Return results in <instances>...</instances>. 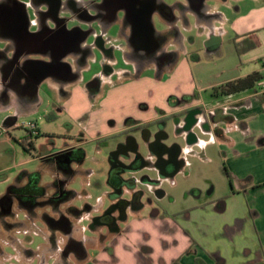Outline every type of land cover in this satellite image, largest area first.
Returning a JSON list of instances; mask_svg holds the SVG:
<instances>
[{"label": "crops", "instance_id": "crops-1", "mask_svg": "<svg viewBox=\"0 0 264 264\" xmlns=\"http://www.w3.org/2000/svg\"><path fill=\"white\" fill-rule=\"evenodd\" d=\"M215 2L211 5L206 0H175L170 5L160 0L162 7L169 8L171 16L167 17L160 10L154 11L160 12L166 24L164 30L168 36L164 42L168 39L181 42L184 40L183 28L194 27L208 36L205 41L206 49L164 51L157 45L154 50L156 55L163 53L165 57L151 60L156 67L154 72L142 71L136 76L127 75L125 79L110 83L104 92L99 88L91 90L89 83L78 81L75 75L68 80H60L56 76L45 74L35 82L33 92L29 93L8 86L7 76H2L0 70L1 87H5L0 90V105L5 108L16 107L15 115L0 116V120L3 119L0 125L2 178L11 167L9 163L12 156H15L13 154L17 153V144L25 149L33 147V140L28 134L30 138L25 141L23 137L26 136L17 137L12 133L15 128H20L17 126L18 108L28 109L33 100L38 101V84L47 77L54 78L56 88L64 99L58 106L59 111L71 107L73 118L83 120L85 133L93 138L115 135L111 146L110 139L107 142L108 148L112 149L108 157L109 170L112 166L110 154L120 145H126L129 138L135 144L131 153L137 152L145 159H157L150 143L157 139L155 134L158 137L160 130L166 135L159 138V141L179 146L177 159L180 164L175 174L186 168L188 159L184 160L182 152L190 151L192 145L202 147L207 142L208 139L201 137L200 132L207 133L209 139L217 142L220 148L222 169L228 172V176L226 172L225 174L229 192L224 199L217 194L203 197L202 187L194 182H191L190 191L184 193L183 189L176 193L162 189L160 180H171L175 174L171 177L161 175L155 166L149 168L157 172L159 179L148 177L159 180V184L141 183V176L136 172L146 167L142 165L137 171L124 175L126 179L134 178L136 187H125L121 194V198L130 201L134 193L140 191L138 203L124 208V217L118 219L120 211L110 210L114 203L110 197L112 203L101 214L112 213L117 218L116 228L110 229L104 222L100 223L98 218L101 215L97 216L96 224L89 220L82 227L78 226V221L86 216L91 217L94 209L91 205L78 208L82 212L77 217L68 215L71 229L68 228V233L66 231L62 235L80 243L81 249L71 252L66 260L74 258L79 264H171L174 260H179L181 264H264L262 89L254 86L229 95L212 93L213 88L219 84L253 71H258L264 81V0ZM223 2L234 4L232 16L229 14V7H220ZM127 24L131 31V24ZM154 32L155 38H160L157 43L160 46L163 43L162 32L155 29ZM254 38L257 40L255 47L237 52L236 43L252 42ZM70 71L73 73L71 67ZM170 96L174 98L171 102L168 99ZM184 96L187 97L184 99ZM184 109L199 112L189 131L178 130L183 124L184 115L175 117L176 122L171 116ZM166 116H171V119H168L164 128L152 125L148 138L134 131L136 126L154 124ZM127 119L130 121L126 122ZM170 124L175 126L176 136L169 135ZM37 128V135H40L39 126ZM125 129L132 132L122 133ZM69 146L71 145L54 149L42 156L56 164L52 175L65 179V184L60 185V188L67 192V177L72 173L76 174L71 167L72 160H59L55 154L73 149ZM84 158L85 152L78 163L83 162ZM119 162L127 164L121 160ZM140 184L148 185V191H142ZM107 187L110 195L114 188L108 184V180ZM13 199L14 197L10 201L11 209ZM66 199L68 197L55 205L50 204L53 211L60 212V203L66 202ZM168 200L174 202L170 208ZM38 206L41 205L27 209L33 210ZM69 206L72 205L67 203L65 209ZM20 208L25 209L21 205ZM73 217L76 218L77 225ZM79 228L84 232L89 230V236L78 235Z\"/></svg>", "mask_w": 264, "mask_h": 264}, {"label": "rangeland", "instance_id": "rangeland-1", "mask_svg": "<svg viewBox=\"0 0 264 264\" xmlns=\"http://www.w3.org/2000/svg\"><path fill=\"white\" fill-rule=\"evenodd\" d=\"M19 1L25 5L24 9L28 13L29 21L32 22L30 24L31 31H35L33 30V25L39 26L43 22L40 21L39 14L36 11L38 4L34 2L32 4V0ZM56 1L62 2V7L66 11L59 14V17L64 20L63 29L72 30L75 28L78 32L86 34L82 41L79 42V48H74L64 57H60V59L63 58V61L70 65L78 81L89 83L88 87L91 90L96 91L99 88L100 91L104 92L110 83L125 79L127 75L136 76L142 71L154 72L156 67L153 66L154 64L151 63V60L157 58V53L155 51L152 52V50L138 51L130 45L131 31H129L127 24V14L123 9L116 11V14L112 17H110V14L104 17V15L100 14L97 7L104 6L105 2L103 0H72L76 2L73 4L69 2L71 0ZM67 1L69 3L66 4ZM161 1L170 5L175 2V0ZM206 1L211 5L216 3V0ZM43 5L45 6V4H41L39 9L47 12L48 8H44ZM233 5L223 2L220 7H229V14L232 16ZM108 6L109 9L113 10L114 7H110V4ZM76 9L79 11L76 12ZM75 12L77 13L76 15L74 14ZM151 19L155 31L162 32L163 43L158 46L162 50L206 49L205 41L208 36L194 27L183 28V41L168 39L164 42L168 34L164 30L166 24L163 17H161L160 12H154ZM48 26L52 28L49 23ZM72 34L78 37V34ZM3 46L4 43L0 40V50ZM79 49H85L83 55H80ZM48 56L46 51L42 52L40 50L29 54L28 58L44 61L48 59L49 61ZM38 87V101L35 102L33 100L31 107L28 109L19 107L17 121L37 120V127L39 126L41 134L32 136L33 147L30 149H25L17 144V153L13 154L15 156H12V161L8 162L11 167L6 170L5 178L0 176V196L4 195L10 185L16 184L17 181H20L21 185L27 184L29 174L35 172L39 174V185L45 188L46 195L38 198L41 206L33 210L20 208L19 199L14 197L11 213L14 215L15 221L20 223V226H15L10 231H7L0 225V264H79L74 258L69 260L62 258L59 250L63 247L66 238L60 232L53 236L57 250L51 248L50 252H48L46 249L49 232L48 224L43 218V214L46 213L58 219L59 213L53 211L50 202L47 201L55 192V188L52 186V182L55 180L52 171L56 170V164H52V162L42 156L54 149H61L66 145L83 149L85 152L83 162L78 163V161L72 160L71 167L76 174L68 175L65 186L69 190L68 200L66 199V202L60 203L59 207L65 214L67 203L80 209L85 207L86 204L91 205L94 207L91 211V217L86 216L81 221H78V226L82 227L85 223L90 222L89 220L96 224L97 216L101 215L112 203L107 187L110 167L108 157L112 149L108 148L107 142L110 139L111 146L115 135H109L107 138H93L85 133L83 120L73 118L71 107L68 110L59 111L58 106L61 105L64 99L56 88L54 78H45L39 82ZM1 89H5V87L2 88L0 83ZM185 112V109L180 110L171 116L180 118L183 117ZM15 113V106L5 108L0 105V116L15 115ZM171 116L163 118L170 119ZM2 122L3 119L0 120V125ZM14 130L13 133L10 130L13 136H26L23 138L27 141L29 137L25 130L21 128H15ZM128 132L132 131L125 129L122 133ZM169 132L170 136H176L173 124H170ZM200 136L208 139L207 142L202 147L192 145L190 151H183L184 160L188 159L186 168L180 170L171 180H160V188L168 189L173 193L183 189L184 193L190 191L191 182H194L202 187L203 197H211L217 194L218 197L224 199L229 192V185L227 182L228 178L222 169L223 160H221L220 148L217 142L209 139L207 133L200 132ZM115 146L117 145L115 144ZM25 172L28 174L18 180L19 175ZM136 173L140 176L144 175L159 179L157 172L149 167H144ZM139 187L144 192L148 191V185L146 184H140ZM70 190H73L75 194H72ZM144 199L147 200V197ZM167 204L170 208L174 202L168 200ZM73 220L77 225L76 218L73 217ZM77 233L80 236H89V230L84 232L80 231L79 228Z\"/></svg>", "mask_w": 264, "mask_h": 264}, {"label": "flooded vegetation", "instance_id": "flooded-vegetation-1", "mask_svg": "<svg viewBox=\"0 0 264 264\" xmlns=\"http://www.w3.org/2000/svg\"><path fill=\"white\" fill-rule=\"evenodd\" d=\"M129 1L130 0H103V2H105L104 6L97 7L99 8L100 14H102V16L104 15V17H107L108 14H111L112 12L111 8L109 9L108 4H110V7L117 8V11L123 9L124 11L126 10V13H128L132 10ZM142 1L137 0V2ZM33 2L35 4H38V8L36 9V11L37 14H39L40 21H43L39 26L33 25V30L35 31H31L30 24H32V22L29 21L28 13L24 9L25 5L21 1L0 0V40H2L4 43L3 48L0 50V70L2 72V76H7L8 86H12L20 90H25L29 93L33 92L35 82L45 74L56 76L57 78H60V80H68L75 75L74 73H71L70 65L68 63H65L63 61V58H58L60 57L59 55L61 52H63L62 50L64 49L62 47V45H64V40L61 35L64 31V20L59 17L60 13L66 12L64 10L65 8L62 7V2H57L56 0H32V4ZM69 2H72L73 4L75 1L71 0ZM69 2L67 1L66 4ZM41 4H45V6H43L44 8H48L47 12H43L39 9ZM141 7H143V10H141ZM152 7L155 8V10L162 11L164 15H168L167 17H171L169 8L162 7L160 0L143 1L142 3H140V5L138 3V6L135 8V10L137 12H139V10L146 11L147 8ZM180 8L183 9V7ZM78 11L79 10L76 9V12ZM76 12L74 13L75 15L77 14ZM48 23L52 26V28L48 26ZM55 40H58L59 42L58 48H55L54 46ZM48 46H53L54 49L48 50ZM40 50H42V52L46 51V53H48L49 56L47 58H49V61L48 59L44 61L32 60L28 58L29 54L39 52ZM84 50L85 49H79V51L81 52L80 55H83V52H85ZM164 57L165 55L163 53H160L157 56V59L159 60ZM1 93L2 92H0V96L2 95ZM198 113V110H187L184 113L183 124L178 128V130L189 131V127L195 121V117ZM168 119L169 118H163L156 121L154 124H144L136 126L134 127V131H138L140 135L148 138L150 136V129L152 125H156V127L163 129ZM172 119H174V122L177 121L174 116H172ZM165 135L166 133L160 130L157 139H155L156 143L151 146L153 155L156 154V152H162L161 155L156 154L157 159L155 157H153V160L145 159L141 154L137 152L136 154L131 153L130 150L135 146L134 140L132 138H129V141L126 145H120L116 151L110 154V163L115 168V176L117 177V179L121 180L120 185L114 187V189L110 191V197L114 200V203H112L110 210L117 209L118 211H120L118 219H122L124 217V213L122 212L124 211V208L129 205L138 203V196L141 193L140 191L135 192L130 201L121 198V194L124 191L123 189L125 187L131 189L136 187L135 179H126L124 177L125 174L135 172L141 165H144L146 167L155 166L158 168L159 174L171 177L165 174L172 173L175 167L180 164V161L177 159L179 146L176 143H166L168 144L166 145L163 144L161 140L159 141V138ZM119 160L124 161L127 164L125 165L123 163H120ZM140 182L150 183L152 185L159 184V180H151L148 176L144 175L141 176ZM10 201H12V197L7 199V201L4 203V206L2 203H0V225H2L7 231H10V229L15 226H20V223L15 221L14 215L11 213L12 211L8 209L11 205ZM65 212V214L62 211L58 213L59 215H71L67 211V209H65ZM45 214L46 213L43 214V218ZM108 215L109 219L104 223L107 224L110 229L116 228L115 224L117 218L114 217L112 213ZM47 226L49 232V240L46 249L48 250V252H50L51 248L57 250V245L54 242L53 236L57 232H60L62 234L66 233L67 231L68 233V231L71 229V225L69 223V230H64L63 225L60 223L53 226L48 224ZM80 249V243L74 241L73 239L67 238L59 252L62 258L66 259V257H68L71 252H78L80 251Z\"/></svg>", "mask_w": 264, "mask_h": 264}, {"label": "trees", "instance_id": "trees-1", "mask_svg": "<svg viewBox=\"0 0 264 264\" xmlns=\"http://www.w3.org/2000/svg\"><path fill=\"white\" fill-rule=\"evenodd\" d=\"M256 45H257V40L254 38L252 42L243 41V42L236 43V50L238 53H241L242 51L255 47ZM261 78H262V75L258 71H253L245 76L238 77L232 80H228L224 83L219 84L218 86L213 88L212 93L214 95H229V94H233L239 91H243L245 89H250L254 87L256 82L260 80ZM186 97L187 96H184L183 98L185 99ZM168 99L171 102V100L174 98L170 96ZM129 121L130 119L126 120V122H129ZM27 134L29 135V133ZM55 157L63 161L64 160L81 161L82 158L84 157V151L82 148H73L70 150L63 151L61 153H57L55 154ZM225 172L228 176V172L226 171V169H225ZM27 174L28 173L26 172L21 173L17 179L19 180L22 177H25V175ZM28 180H29L28 183L25 185H21L20 181H17V183L14 185H10L7 192L4 195L0 196V203H2L4 206V203L7 201L8 198L17 197L19 199L20 205L25 208L40 204L38 201V198L45 197L46 192H45V188L39 185V174L37 172L29 174ZM107 180H108V184L112 186L113 188L119 186L121 183V180L117 179V177L115 176V168L113 165L111 166L109 170V175H108ZM64 181H65L64 178H61V179L55 178V180L52 182V186L55 188V192L47 200L48 202H50V204L55 205L59 200H62L64 198H67V196H69V191L67 192V191H64L62 188H60V185H62ZM72 194H75V192H72ZM67 211L72 216H76V217L79 216V214L82 212V210L75 208L73 206L68 207ZM44 219L51 226L60 223L63 225L64 230H68L69 228V223H70L69 217L66 215L61 214L59 215L58 219H56L50 215L45 214ZM98 219L100 222L101 221L106 222L109 219V215L105 213L101 215ZM171 264H181V263L179 262V260H174Z\"/></svg>", "mask_w": 264, "mask_h": 264}, {"label": "water", "instance_id": "water-1", "mask_svg": "<svg viewBox=\"0 0 264 264\" xmlns=\"http://www.w3.org/2000/svg\"><path fill=\"white\" fill-rule=\"evenodd\" d=\"M143 1H147V0H143ZM142 2H137V0H130L129 1L130 5H131V9H132L130 12L126 13L128 22L132 26L131 27V34H130L131 38H129V40H130L129 43L134 49H136L138 51L141 49L142 50L145 49L147 51L152 50V52H153L156 49V46L157 45L159 46V44H157V43L160 42V40L158 38H155L154 27H153L152 19H151L153 12L155 11V8H153V7L147 8L146 11H140L139 10V12H137L135 10V8L138 6V3L140 5V3H142ZM143 7H144V5H143ZM143 7H141V10H143ZM116 11H117V8H113V10L110 14V17L115 15ZM72 33L78 34V37L76 35L73 36ZM61 35H62V38L64 40V45H62V47L64 49L62 50L63 52H61L59 56L63 57L66 54H68V52H71L72 49L79 48V42L82 41V39L84 38V36L86 34L82 33V32H78L77 29L74 28L72 30L65 29ZM58 43H59L58 40H55V43H54L55 48H58V46H59ZM50 45H53V44H50ZM47 49L53 50L54 48H53V46H48ZM60 57H58V58H60ZM155 137L157 138V134H155ZM163 137H165V136H163ZM155 143H156V140L152 141L150 143V146H152ZM156 154L161 155L162 152L159 151V152H156ZM141 167H142V165L139 168H141ZM177 171H178V166L175 167V169L173 170L172 173L165 174V175L173 176ZM64 184H65V181L62 183V185H64ZM8 209L11 210V206H9Z\"/></svg>", "mask_w": 264, "mask_h": 264}, {"label": "built area", "instance_id": "built-area-1", "mask_svg": "<svg viewBox=\"0 0 264 264\" xmlns=\"http://www.w3.org/2000/svg\"><path fill=\"white\" fill-rule=\"evenodd\" d=\"M264 63V60H263ZM255 86H258L260 89H262L261 94L264 96V81L258 80L255 84ZM17 126L26 130L27 133H29V136L32 138V136H35L38 134V128H37V120H26L21 121L17 123Z\"/></svg>", "mask_w": 264, "mask_h": 264}]
</instances>
